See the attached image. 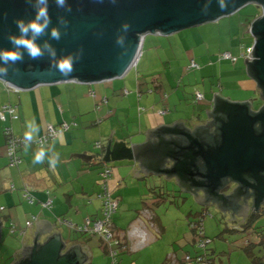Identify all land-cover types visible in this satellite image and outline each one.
I'll return each mask as SVG.
<instances>
[{
  "label": "crops",
  "instance_id": "0c3cea01",
  "mask_svg": "<svg viewBox=\"0 0 264 264\" xmlns=\"http://www.w3.org/2000/svg\"><path fill=\"white\" fill-rule=\"evenodd\" d=\"M234 14L202 24L211 23L212 26L198 30L197 36L195 33H192V36L190 32L188 35L183 33L184 30H188L184 29L171 35H162L163 37L151 40L150 44H146L148 37L145 36L138 63L142 64L143 75L135 77L134 91H129L127 95H124L127 96L124 99L126 106L121 107V110L119 107L118 110L112 112L108 109L109 105L116 108L115 100L112 98L100 96L101 99H97V91L99 94H104L106 91L107 87L101 84L103 82L40 85L30 90L17 91L0 81V106L7 104L17 106L19 115L17 120L12 119L8 113L5 121L0 119V219L3 225L4 222H8V225L12 227V232H15L13 234H19L20 237L22 235L21 239L25 242L23 247L17 251L14 263L21 258L24 249L32 246L34 236L38 231L44 233L51 229L53 232L61 233L63 240L69 246L80 245L86 253L88 245L92 242L68 240L64 237L65 232L59 229V222L73 204L76 208L81 202L84 203L86 211L94 212V215L86 216L82 223L76 225L65 221L66 224L80 226L88 218L92 220L100 215L99 202L95 204L94 199L88 200L80 197L88 194V185L77 182L83 180L85 175L91 174L92 170H95L93 168L95 164L99 167L97 173L92 174L96 175L97 179L101 177L100 174L107 164L103 165L104 163L98 159L103 158L112 131L113 141L125 142L130 148H133L132 144L147 143L146 133L155 131L161 126L173 127L175 123H182L190 133H193L196 127L206 125L214 118L209 117L208 113L215 111V94L231 103H249L250 111L261 110L264 99L261 96L258 82L248 74L245 60L239 57L242 48L254 42L250 29H248V25L251 27V24L247 23L250 15L246 10ZM190 39L194 42L193 45L190 44ZM200 39L205 41V45ZM180 44L189 45L188 48L193 49L195 53V56H191L190 61L186 60L185 64L181 63L178 50ZM216 45H219V49L215 48ZM147 46H149L148 49ZM197 47L200 50L194 51ZM188 48L186 51L189 55L190 49ZM223 52H230L238 57L237 62L221 59L220 55ZM192 59L199 65V69L189 68ZM185 81L193 85L195 89L182 94L180 88L182 82ZM196 91L204 95V100L201 102L195 101ZM92 92L94 95H91ZM194 102L197 105H194ZM135 104L138 106V113L134 108ZM141 106L145 107L144 110L140 108ZM116 114H119V118H112ZM128 116L129 119L132 117L134 119L129 120ZM123 117L126 121L122 120ZM102 118H104L103 121H101ZM33 121L30 128L28 125ZM63 123H68L71 126L70 129L59 133L57 138L48 145L36 144V140L45 134L49 126L59 127ZM6 126L11 127L15 135L23 137L26 132L32 131V140L27 141L20 151L21 162L18 166H11L7 156L4 134ZM33 129L37 130L33 131ZM41 149L45 153L44 162L34 163V155ZM84 152L88 156L95 155V158L92 157L88 163L79 157L70 158L71 153L83 154ZM50 161L55 164V167L50 165ZM121 161L127 160L115 162ZM127 162L130 164L120 163L113 168L112 187L114 190L123 181V177L131 173L134 165L140 167L139 164H141L140 161ZM128 166L129 170L126 169ZM139 175L140 177L136 176L139 181L157 177L181 190L175 183V175L170 178L171 180L166 179L165 174H155L153 171L147 172V175L139 172ZM144 194L145 197L152 196L154 198L152 201L159 202V198H155L154 193L146 190ZM27 195L32 200H29ZM143 196L142 194L135 198H139V203L143 205L141 213L146 209H151ZM48 199L52 200L49 208L44 207ZM132 203L138 202L135 200ZM123 204L120 200L119 208ZM20 208L26 212L25 220L24 216L19 215L22 212ZM33 217H36V220H33ZM130 217H127L131 220L128 224V232L137 223V217ZM77 218L79 217L73 215L72 220ZM30 221H32L31 226H27V222ZM239 222L243 223V221ZM146 230L154 238L150 244L154 243L157 240L153 234L156 230L154 229L151 233L149 224H146ZM4 236L2 227L0 241L4 239ZM46 238L47 235H44L41 242ZM193 241L188 245L191 246ZM188 245L185 248L190 249ZM186 253L191 252L186 251ZM153 254L154 252H151L148 256L151 257ZM174 254L177 263L180 264L179 259H182V256L176 253L170 255Z\"/></svg>",
  "mask_w": 264,
  "mask_h": 264
},
{
  "label": "water",
  "instance_id": "95a60500",
  "mask_svg": "<svg viewBox=\"0 0 264 264\" xmlns=\"http://www.w3.org/2000/svg\"><path fill=\"white\" fill-rule=\"evenodd\" d=\"M251 3L262 9V15L250 28L251 35L256 39L252 53L256 60L249 62L246 59L245 62L247 66L254 63L258 80L264 85V0H225L226 7L223 9L220 0H65L63 7L56 0H48L51 23L45 33L36 39L43 55L32 60L26 50L19 49L23 53V61L5 64L0 60V68L7 70V75L0 76V81L19 91L40 85L111 81L124 76L133 67L141 54L146 35L156 32L171 35L234 14ZM35 14V0L31 3L29 0H0V50L13 49L8 37L10 34L20 35L15 21L24 19L27 22ZM125 22L130 25L128 30L123 27ZM54 28L60 32L59 40L51 37ZM45 44L50 47H44ZM51 50H54L55 56ZM69 54L76 58L71 76H61L55 69L49 71L50 65ZM28 67L32 69L28 70ZM214 102L215 111L207 112L209 117L224 115L227 120L222 124L217 147H202L193 135L201 128H207L210 122L196 127L193 133L182 123H175L173 127L161 126L155 131H148V142L132 144L133 148L125 142L113 141L112 131L106 152L98 160L104 164L120 160L140 161V167L134 165L131 171L138 172L135 174L137 177H140L139 172L145 175L151 171L164 174V166L170 169L177 167V172L181 173V165L185 167L186 164H175L171 155L178 153L175 142L184 137L191 144L184 151L188 149L194 162L200 157L210 174L211 183L214 179L221 181L225 177H230L232 182H243L244 173L249 171L258 182L254 188L258 192L261 190L259 176L264 173V132L258 135L254 126L261 123L264 127V112L252 116L249 103H231L217 94ZM194 147L198 148V152ZM71 157H79L88 163L95 155L71 153ZM2 227L0 219V230ZM44 235L47 238L41 242ZM87 259L80 245L69 246L61 233L51 229L44 233L38 231L32 246L24 249L21 259L14 264H86Z\"/></svg>",
  "mask_w": 264,
  "mask_h": 264
},
{
  "label": "rangeland",
  "instance_id": "374dc122",
  "mask_svg": "<svg viewBox=\"0 0 264 264\" xmlns=\"http://www.w3.org/2000/svg\"><path fill=\"white\" fill-rule=\"evenodd\" d=\"M242 10H246L248 15H250V20L247 22L249 24H252V21L255 18L262 15V9L258 8L254 3L246 5L238 12ZM210 24L211 23L193 29L184 30L183 33L188 35L190 32L191 36L192 33H195L197 36L199 32L198 30L205 29L207 26H212ZM248 29H250V25H248ZM146 36L148 37L146 44H150L151 40L154 41L158 37H163L160 34H148ZM200 41L205 45L204 40L200 39ZM190 44H194L192 39H190ZM188 46L189 45L180 44L178 48L182 64H185L186 60L190 61L191 56H195L193 49L188 48ZM148 47L149 46H147V49ZM187 48L190 49L189 55L186 51ZM215 48L219 49V45H216ZM196 50L199 51L200 49H198V47L194 48V51ZM241 54L242 50L239 57H241ZM138 63L139 59L137 60V64L129 69L127 74L122 78L101 83L107 87L104 93L106 95L103 96L104 94H99V91H97V99H101V96L102 98L106 97L115 100L114 106H116V108H112L110 105L108 107L111 112L118 110V107L119 110H121V107L126 106L124 104V99L127 98V96H124L127 95L125 92L134 91L133 86L135 85V77L143 75L142 64L141 62L140 64ZM191 89L194 90L195 87L188 84L187 81L182 82L180 88L182 94L189 93V90ZM194 105L197 104L194 102ZM134 108L138 113L137 104L134 105ZM140 108H143L144 110L145 107L141 106ZM112 118H119V114L114 115ZM103 119L104 118H102L101 121H103ZM132 119L134 118L132 117L129 120ZM98 120L99 119H97V121ZM122 120L126 121V118L123 117ZM120 163L130 164V162L121 161L107 165L111 167L113 171V168ZM98 167L99 165H93L95 170H92L91 174L87 176L85 175L83 180L77 182L88 185L89 188L88 194L80 196L82 199H94L95 204H97V202L100 204V215L98 217L96 216L95 219H92L93 221L102 217V202L98 198V194L101 190L99 183L101 178L97 179V176L92 174L95 172L97 173ZM126 169L129 170V166ZM112 177L113 176H111L109 180V185L113 193V198L119 203L120 200L122 201V204L124 202L112 218V232L115 235V239L117 238L122 239V241L125 242L127 241L128 224L131 221L127 218L128 216H133V218L137 217V220L142 219L145 225L149 224V230L151 233H153L154 229L156 230V233L154 232L153 234L157 239L154 243L149 244L137 252L122 253L119 257L120 264H170L168 260L170 254L176 253L177 255L179 254L180 256H183L186 255V251L191 253L197 252L201 248L198 245L199 238L191 228V222L199 221H202L205 232L204 235L210 239L206 248L201 250L207 252V254L209 253L208 256L213 264H264V216L257 221L254 227H246L239 221H232L229 216H226L219 209L214 207L204 208L200 206L193 197L181 192L176 186L163 179L149 177L139 181L134 173H128V175L123 177V181L118 184L116 190H114L112 187ZM146 187L148 189H146ZM145 189L150 193H154L155 198H159V202L156 203L152 201V199H154L152 196L145 197ZM142 194L146 199V204L151 208L149 213L153 216L152 223L155 227H151L150 221L141 215L143 205L139 203V198H135ZM135 200L138 203H132V201ZM79 204L80 206H77L76 208L73 204L72 207L65 212L60 220L61 222H59V229L61 232H65L64 237L68 240L92 242L86 249L88 256L86 264H113L112 259L108 256L106 243L100 235L78 232L69 224L65 223V221H67L76 225L82 223L86 216L94 215V212L90 213V211H86V208L83 205L84 203L81 202ZM21 211L22 212L19 213V215L20 217L24 216L25 220L26 212L24 209H21ZM73 215H76L79 218L72 220ZM130 219H132V217H130ZM157 229L159 232H157ZM3 232L5 236L4 239L0 241V264H13L16 261L17 251L23 247L25 242L21 239L22 235L20 237L19 234H13L15 232H12V227L8 225V222H4ZM19 237L20 239H17ZM115 239H112V241H115ZM191 241L193 242L190 246L188 244ZM186 245L190 246V249L185 248ZM116 249L121 251L120 248ZM151 252H154V254L150 257L148 255Z\"/></svg>",
  "mask_w": 264,
  "mask_h": 264
},
{
  "label": "built area",
  "instance_id": "2783aa9c",
  "mask_svg": "<svg viewBox=\"0 0 264 264\" xmlns=\"http://www.w3.org/2000/svg\"><path fill=\"white\" fill-rule=\"evenodd\" d=\"M155 34L163 35L161 32H156ZM255 41L256 39L254 38V42L252 45L242 48L241 57L244 60L248 59L249 62H252V60H256V57L252 56V53L255 49ZM220 58L229 60L233 63L237 62L238 60V57L232 55L230 52H223L220 55ZM136 64H137V61L133 65V67ZM189 68L199 69V65L196 63L194 59H192L190 62ZM7 86L13 89L12 86L8 84ZM125 93L128 94V91H126ZM91 95H94V93L92 92ZM195 100L196 102H200L204 100V95L201 92L196 91ZM103 101L106 103V99H104ZM7 113L10 115L12 119L14 120L19 119V115L17 113V106L10 105V104L0 106V119L2 121L6 120ZM69 126L70 125L68 123H63L59 127L49 126L46 129L45 134L42 137H40L36 141V143L39 146H44V145L49 144L52 140H54L59 135V133L67 131L69 129ZM4 134L6 137V151H7V156H8L10 165L17 166L21 162L19 150L24 147L25 138L15 135L12 128L9 126H6L4 128ZM112 175H113L112 169L108 166H106L105 169L100 174L101 179L99 183H100L101 190H100V193L98 194V198L102 202V217L95 221L88 218L85 221L84 225L80 227L74 226L73 224H70V223L69 225L72 228L76 229L78 232H83V233L87 232V233L100 235L106 243V248H108V256L112 259L113 264H120L119 257L122 252H130V253L137 252L138 250L148 246L151 242H153L154 238L146 230V225L142 221V219H138L136 226H134L128 232L126 242L122 241V239H117V238L115 239V235L112 232V218L119 208V202L113 198V193H112V190L110 189L109 180ZM27 198H29V200H32L30 196H28ZM51 205H52V200L48 199V201L45 202L44 207L49 208ZM141 215L150 221L151 227H155L154 224L152 223L153 217L150 215L148 209L144 210L141 213ZM33 220H36V217H33ZM31 224H32V221L27 222V226H31ZM201 224H198L197 222L192 223L191 228L198 232L197 233L198 235L197 237L199 238V239L197 238L199 240L198 245L201 249H204L206 248L210 240L205 239V236L202 232L203 230H202ZM157 232H158V229H157ZM112 239H115V241H112ZM116 248H120L121 251L117 250ZM169 259L172 262L171 264H178L175 255H170ZM183 263L184 264H212L204 256L197 255L196 257H193L189 254L185 256Z\"/></svg>",
  "mask_w": 264,
  "mask_h": 264
},
{
  "label": "flooded vegetation",
  "instance_id": "af4514ba",
  "mask_svg": "<svg viewBox=\"0 0 264 264\" xmlns=\"http://www.w3.org/2000/svg\"><path fill=\"white\" fill-rule=\"evenodd\" d=\"M222 120L223 117H214L208 124V128L212 127V130H214V125H218ZM215 121L216 124H214ZM195 134L198 137L201 135L199 131ZM175 144L178 153L171 155V157L175 159V164H186V166L181 165V173L177 172L179 171L177 167L170 169L164 166L162 171L168 180L175 174V183L181 191L193 197L200 206L219 209L226 216H229L232 221H243V224L248 223L250 216L260 215L264 212V173L259 176L258 181H260L259 188L261 190H258V192L254 189L258 182L251 177L249 171L244 173L243 182H232L230 177H225L221 181L214 179L211 183L208 177L210 174L204 168L205 164L200 163V161L194 162L191 153L187 152L188 149L184 151L186 147L191 145L189 141H186L185 146L179 141ZM198 144L205 147L200 142ZM194 148L195 152H198V148ZM234 208L238 210L235 215L232 210Z\"/></svg>",
  "mask_w": 264,
  "mask_h": 264
},
{
  "label": "clouds",
  "instance_id": "9594fccd",
  "mask_svg": "<svg viewBox=\"0 0 264 264\" xmlns=\"http://www.w3.org/2000/svg\"><path fill=\"white\" fill-rule=\"evenodd\" d=\"M32 0H29L31 3ZM48 0H35L36 6V14L35 16L29 20L25 21L24 19H17L15 21L17 28L19 30V36H15L10 34L8 39L9 42L13 45V49L10 50H0V60H2L5 64L7 63H16L18 61H23V53L19 51V49H24L27 51L28 56L32 60H36L43 55V51L40 46L36 43L37 37L43 35L48 28V25L51 23V19L48 13L47 7ZM56 3L63 7L65 5V0H56ZM220 7L223 9L226 7L225 0H220ZM71 10L70 8L68 9ZM63 22V21H61ZM125 30L130 28V25L125 22L123 25ZM31 33V36H29ZM51 37L53 39H60V32L57 29H53L51 31ZM122 41V38H121ZM44 47H50L48 44H45ZM52 51V55L55 56L54 50ZM76 63V58L73 57L72 54L67 55L66 57L60 59L56 63L50 65L49 71L55 69V71L59 72L61 76L69 77L72 72L75 70L74 65ZM7 70L5 68H0V76H6ZM32 123H29V127H32ZM37 129H33L35 131ZM25 140H32V131H28L25 133ZM44 150L36 152L34 155V163H43L44 162ZM52 167H55V164L51 161L49 162Z\"/></svg>",
  "mask_w": 264,
  "mask_h": 264
},
{
  "label": "trees",
  "instance_id": "16d2710c",
  "mask_svg": "<svg viewBox=\"0 0 264 264\" xmlns=\"http://www.w3.org/2000/svg\"><path fill=\"white\" fill-rule=\"evenodd\" d=\"M28 70H31L32 68L31 67H28L27 68ZM248 69H249V72H250V74H251V76L258 82V84H259V88H260V90H261V94H262V96H263V99H264V85L258 80V73L256 72V70H255V65H254V63H249L248 64ZM196 93V92H195ZM196 101V100H195ZM201 102V101H200ZM264 112V105H263V107H262V109L261 110H259L258 112H254V111H250V114L252 115V116H257L258 114H260V113H263ZM219 117H223V120H222V122H219L218 123V125H214V130H212V127H209L208 128V126H207V128L206 127H203V128H201V130H199V132H200V137H198V136H196V134L194 133V135L196 136V138L199 140V142L200 143H202L205 147H210V146H212V147H217V143L219 142V139L221 140V128H222V124H223V122H225V121H227L226 120V116H224V115H221V116H219ZM214 124H216V121L214 122ZM62 125V124H61ZM70 127L71 126H69V129H70ZM255 131H256V133L258 134V135H261L263 132H264V127L262 126V124L261 123H257V124H255ZM68 129V130H69ZM185 132H188L187 130L185 131ZM198 132V131H197ZM21 137H23V136H21ZM23 138H25V137H23ZM57 138V137H56ZM180 140H179V142L183 145V146H185V144H186V141H188L186 138H179ZM37 141V140H36ZM26 142H27V140H25V144H26ZM24 144V145H25ZM37 144V143H36ZM38 145V144H37ZM48 145V144H47ZM45 146V145H44ZM22 149H20L19 150V155H20V151H21ZM20 157H21V155H20ZM199 161H200V163H203L202 162V160L200 159V157H199ZM19 165V164H18ZM17 165V166H18ZM107 165H105L104 166V168H103V170L105 169V167H106ZM204 168L205 169H207L206 168V166L204 165ZM102 170V171H103ZM181 191V190H180ZM182 192V191H181ZM233 210V213H234V215L235 214H237V211L238 210H235V208L234 209H232ZM223 212V211H222ZM264 216V212L263 213H261L260 215H253V216H250V218H248V223L247 224H243V225H245L246 227H254V225H256V223H257V221L261 218V217H263ZM153 217V216H152ZM192 223H196V222H191V224ZM198 224H201L202 223V221H199V222H197ZM84 225V224H83ZM83 225H80V226H83ZM79 226V227H80ZM155 226V225H154ZM201 226H202V232H203V234L205 233L204 232V227H203V224H201ZM195 232V235L196 236H198L197 235V231L196 230H194ZM159 232V231H158ZM81 233H83V232H81ZM205 236V235H204ZM205 239H207V240H210L208 237H206L205 236ZM205 249V248H204ZM203 249V250H204ZM203 250H198L197 252H195V253H189V255H191V256H193V257H196L197 255H201V256H204V257H206L212 264H213V262H212V260L209 258V256L207 255V253L205 252V251H203ZM122 253H125V252H122ZM121 253V254H122ZM175 255V254H174ZM186 255H188V253H186ZM186 255H183L182 256V259H179V262H180V264H182L183 263V261H184V258H185V256ZM169 258V257H168ZM169 260V262H170V259H168ZM184 264V263H183Z\"/></svg>",
  "mask_w": 264,
  "mask_h": 264
}]
</instances>
